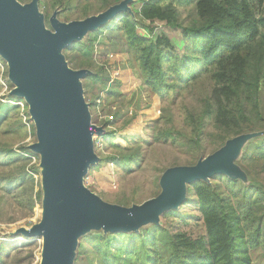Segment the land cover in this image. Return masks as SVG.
I'll return each instance as SVG.
<instances>
[{"label": "trees", "instance_id": "1", "mask_svg": "<svg viewBox=\"0 0 264 264\" xmlns=\"http://www.w3.org/2000/svg\"><path fill=\"white\" fill-rule=\"evenodd\" d=\"M62 1L53 0L51 7ZM185 1L191 3L195 11V17L187 23L180 19L178 8L169 0H147L133 10L134 14L123 13L118 21L112 20L106 27L124 38L128 55L135 62L143 84L157 97L190 86L201 75L213 83L211 90L201 98V109L186 111L182 126L175 123L171 110L164 108L162 119L154 118L149 128L155 142L170 140L182 148L200 149L204 146L206 130L211 126L209 135L216 149L234 136L264 128V0ZM110 3L103 0L99 8H106ZM40 5L47 12L48 4L43 1ZM89 15L88 5H84L77 19ZM156 21L180 32L181 48L163 27L155 25ZM106 27L90 32L87 41L74 40L63 53L73 50L91 53L92 41ZM81 65L93 67L94 64L90 60ZM92 78L101 80L96 73ZM130 119L124 123L128 128ZM117 132L110 130L112 140L132 137ZM140 137L146 140L143 135ZM19 150L27 155L31 153L25 146ZM0 154L22 155L12 148H0ZM139 155L103 156L92 169H98L105 160L129 168ZM247 155L244 154L243 159ZM249 155L264 159V141ZM260 173L264 174V162L257 167L256 175H247L245 184L238 178L218 174L186 187L184 204H195L204 230L197 237L175 226L177 218L187 215L186 212L178 208L166 210L160 214V224L144 223L139 232L90 231L89 234L94 232L97 236H83L72 264H91L93 255L101 250L105 256L111 255L117 260L124 255L131 259L130 264H256L258 250H264V180L259 178ZM86 176H91V172ZM15 180H21L20 186H27L24 189L27 204L33 209L40 193L39 190L34 192L32 172L27 173L24 165ZM133 200L126 198L120 203L128 204ZM35 247L36 241L28 240L15 250L28 248L32 257ZM7 249L8 244L0 241V263L4 262L2 254Z\"/></svg>", "mask_w": 264, "mask_h": 264}, {"label": "rangeland", "instance_id": "2", "mask_svg": "<svg viewBox=\"0 0 264 264\" xmlns=\"http://www.w3.org/2000/svg\"><path fill=\"white\" fill-rule=\"evenodd\" d=\"M31 1L27 2L26 0L20 3L26 5ZM43 1L48 4L47 12L43 11L44 9L40 5ZM52 1L36 0L37 13L42 16L43 29L55 33L56 30L51 25L53 19L63 24L79 20L77 16L81 14L84 5H88L90 15H98L116 4L121 5L126 2L128 10L124 13L134 14L133 10L139 8L147 0H119L117 2L108 0L111 3L106 8H99L103 0H63L61 4L51 7ZM169 1L178 8L180 19L184 23L195 17L191 3L185 0ZM118 17L107 19L93 30L80 34L78 39L87 41L91 37L90 32L110 25L112 20L118 21ZM155 25L163 27L181 48L182 42L179 39L180 32L178 30L170 29L158 21L155 22ZM92 45L94 49L91 53H80L73 50L64 54L61 49L59 55L68 69L85 72V75L77 82L87 107L90 125L98 130L91 133V155L95 156L96 160L88 165L83 184L102 201L119 207L137 205L148 198L164 193L160 186V179L168 170L176 167L202 166L208 160H214L213 157L219 159L218 163L221 162L224 168L223 173H215L213 176L221 174L230 179L238 178L243 184L246 183L247 175H256L259 164L263 166L264 159H255L249 154H254L263 144L264 128H255L240 136L232 137L230 140L235 139V143L230 147V153L228 149L226 150L225 161H223L224 154H220V152L223 147L230 146L231 142L221 144L215 149L209 135L212 131L211 126L206 130L204 146L200 149L182 148L170 140L155 142L149 128L154 118L160 116L162 119L164 108H169L175 123L182 126L186 111L195 112L201 109V98L211 90L213 83L201 75L192 85L175 90L163 97H157L143 84L135 62L128 55L127 44L122 36L116 32L112 33L106 27L102 32H99L97 39L92 41ZM86 58L89 59L86 60ZM90 60L94 64L93 67L81 65L90 62ZM7 64V60L0 55V148H12L22 155L6 157L5 154H0V241L8 244V251H4L2 254L4 262L0 264H40L42 237L35 236L31 239L25 236L24 232L38 225L42 219L46 195L44 188L46 167L42 164L41 153L33 148V145L39 142V138L34 121L31 119L29 105L23 97L12 93L16 85L10 79ZM95 73L101 80L92 78ZM262 105L264 109V96ZM130 117L132 118L130 119ZM127 119L131 120L130 128L124 125ZM110 130H118L117 134H126L132 137L112 140L109 134ZM141 135L146 140H143ZM21 146H25L31 153L27 155L20 151ZM132 153L140 155L136 162H131L129 168L105 160L100 163L98 169H92L93 166L99 164L103 156ZM244 154H248L245 159H243ZM24 165L25 171L33 174L34 192L39 190L40 193V198L33 209H30L27 204L28 196L24 190L27 186H20L21 180H15ZM227 169L229 175L226 173ZM89 171L91 176H86ZM213 176H210L208 180ZM259 178L264 180V174L260 173ZM126 198H134V200L128 201V204H121L120 201L126 200ZM177 208L180 212H186L187 215L179 216L175 226L192 237L203 234L202 221L195 204L193 202L185 203ZM160 222L161 215L159 214L153 223L160 224ZM148 223L151 222H147L145 225ZM141 226L136 229L138 232L141 230ZM90 231L92 229L84 230L77 237L75 246L72 248L73 257H75L79 242ZM97 231L104 230L99 228ZM91 235L97 236L94 232L89 234V236ZM28 240L36 241L32 257L28 248H23L20 251L15 250L20 247L21 242ZM103 251L93 255L91 264H130L131 259L124 258V255L117 260L111 255L105 256ZM263 254L264 250L260 248L255 256L256 264H264V258H262L264 256H261Z\"/></svg>", "mask_w": 264, "mask_h": 264}, {"label": "water", "instance_id": "3", "mask_svg": "<svg viewBox=\"0 0 264 264\" xmlns=\"http://www.w3.org/2000/svg\"><path fill=\"white\" fill-rule=\"evenodd\" d=\"M127 10L124 2L67 24L53 19L56 32L51 33L42 27L36 0L26 5L18 0H0V55L7 60L10 79L16 85L12 93L29 105L39 138L33 148L41 153L46 167L42 219L24 232L31 239L42 237L40 264H72V248L84 230L135 231L144 223L155 222L163 211L180 207L187 185L224 171L216 157L202 166L170 169L160 179L163 194L130 207L105 203L85 188L84 175L96 160L91 155V133L98 129L90 125L77 82L85 72L68 69L59 51L78 40L80 34ZM230 142L220 152L223 159L235 139ZM226 173L229 175L228 169Z\"/></svg>", "mask_w": 264, "mask_h": 264}, {"label": "bare ground", "instance_id": "4", "mask_svg": "<svg viewBox=\"0 0 264 264\" xmlns=\"http://www.w3.org/2000/svg\"><path fill=\"white\" fill-rule=\"evenodd\" d=\"M28 229V228H27Z\"/></svg>", "mask_w": 264, "mask_h": 264}]
</instances>
